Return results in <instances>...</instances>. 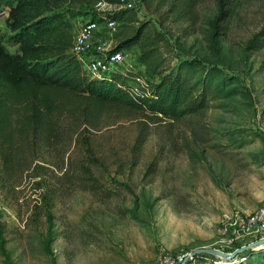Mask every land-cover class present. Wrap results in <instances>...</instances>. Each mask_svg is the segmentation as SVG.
<instances>
[{"label":"rangeland","instance_id":"374dc122","mask_svg":"<svg viewBox=\"0 0 264 264\" xmlns=\"http://www.w3.org/2000/svg\"><path fill=\"white\" fill-rule=\"evenodd\" d=\"M133 1L138 19L167 38L166 60L219 66L225 82L179 118L107 104L70 142L26 145L8 170L0 156V264H156L163 254L219 246L227 216L264 202V0H241L228 14L218 0ZM64 6L75 24L95 13L88 3ZM6 14L0 5V37L12 51ZM125 26L104 34L105 47ZM129 49L142 67L139 45ZM202 254L183 264H203Z\"/></svg>","mask_w":264,"mask_h":264},{"label":"trees","instance_id":"16d2710c","mask_svg":"<svg viewBox=\"0 0 264 264\" xmlns=\"http://www.w3.org/2000/svg\"><path fill=\"white\" fill-rule=\"evenodd\" d=\"M94 1L0 0L7 7L8 40L15 45L9 50L0 37V156L4 169L13 167L14 156L26 145L54 146L66 137L70 142L78 126L94 124L107 104L175 119L199 110L225 82L219 66L188 57L166 60L162 51L167 49V38L150 19H138L135 7L102 15L126 25L114 48L138 44L137 60L142 67L88 74L71 50L74 16L64 5H93ZM218 1L220 12L227 14L241 2ZM94 16L103 18L96 12L90 18ZM133 21L137 24L131 26ZM217 75L222 80L213 85ZM66 120L63 130L60 121ZM83 144L89 151V141L83 139ZM91 185L98 187L99 183L92 181ZM244 256L220 264H250L252 257L253 263L264 264V247L249 249Z\"/></svg>","mask_w":264,"mask_h":264},{"label":"built area","instance_id":"2783aa9c","mask_svg":"<svg viewBox=\"0 0 264 264\" xmlns=\"http://www.w3.org/2000/svg\"><path fill=\"white\" fill-rule=\"evenodd\" d=\"M94 11L102 19L94 16L81 20L77 17L74 24L73 46L71 50L76 53L81 61L84 69L90 75L110 72L114 68H125L134 66L132 61V53L129 47L114 48L105 47L107 39L104 34L112 38V31L115 29L119 20L102 15L110 13L124 7H135L133 0H95L93 3ZM75 23V22H74ZM126 63L125 67L120 66ZM225 230H229V235L222 244L216 248L228 251V248L238 247L251 240L264 237V202L255 209L244 214L235 212L231 216H227ZM242 240V243L234 245V242ZM199 253H203V264H220L224 261L217 255L209 252H198L191 254L188 252L186 256L175 255L169 256L163 254L159 257L156 264H183L187 259H194ZM217 256L216 258H213ZM242 256L240 259H244Z\"/></svg>","mask_w":264,"mask_h":264},{"label":"water","instance_id":"95a60500","mask_svg":"<svg viewBox=\"0 0 264 264\" xmlns=\"http://www.w3.org/2000/svg\"><path fill=\"white\" fill-rule=\"evenodd\" d=\"M261 243H264V237L255 238V239L251 240L250 242H247L245 244H242V245L234 248L231 251H224V250L218 249V248L213 247V246H201V247L194 248L193 250L190 251V253L195 254L198 252H209V253H212L214 255H217L223 261H225V260L231 261V260L236 258L237 254L240 251H242L244 249L251 248V247L258 246Z\"/></svg>","mask_w":264,"mask_h":264}]
</instances>
